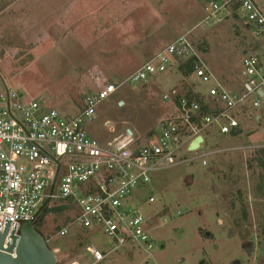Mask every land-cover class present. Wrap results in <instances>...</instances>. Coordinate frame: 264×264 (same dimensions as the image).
I'll return each mask as SVG.
<instances>
[{"label":"rangeland","instance_id":"374dc122","mask_svg":"<svg viewBox=\"0 0 264 264\" xmlns=\"http://www.w3.org/2000/svg\"><path fill=\"white\" fill-rule=\"evenodd\" d=\"M255 1L264 4V0ZM202 2L182 0L184 7L168 4L167 22L151 33L163 37L159 49L176 36L188 33L204 55L212 75L233 84L241 71L240 57L246 38L229 18L222 24L205 22L207 3L202 5ZM95 10L99 11L100 7ZM110 10L108 5L96 15L107 13L108 16ZM116 25L119 24L87 23V28L78 31V35L70 31L65 37L56 38V45L47 33L49 25L41 26L37 45L34 40L15 42L14 51L4 55L0 73L5 84L21 92L26 101L55 109L62 116L77 114L84 95L95 92L106 82H123L157 52L156 48L154 52L141 49L133 57L127 56L120 49L119 34L111 28ZM128 27L136 28V24L129 23ZM59 33L56 29L55 34ZM25 49L30 54L26 55ZM173 74V84L165 85L168 79L165 76L150 78L145 84L122 87L103 101L89 127L93 136L106 138L105 121L120 123L117 126L120 132L128 127L140 134L153 129L159 132L158 125L168 115L162 96L169 88L175 85L180 91L202 92L209 88L194 78ZM242 127L243 133L238 136L205 135L207 141L200 146L198 154L221 151L206 157V166L199 160L192 165L151 172L148 187L136 190L137 204L148 196L156 199L151 206H142L145 214L163 209L162 214L168 218L166 224L157 228L156 222L150 229L155 246L153 260L148 264H264V168L259 153L264 149V119L257 126L245 123ZM253 146L255 149L246 148ZM73 216L71 209L48 215L42 219L39 231L51 249L59 250L57 264H90L84 252L86 245H93L101 252L109 251L108 241L99 231L86 232L71 226L65 237L52 238L57 229L72 222ZM145 261L144 254L126 248L110 254L99 264H144Z\"/></svg>","mask_w":264,"mask_h":264},{"label":"built area","instance_id":"2783aa9c","mask_svg":"<svg viewBox=\"0 0 264 264\" xmlns=\"http://www.w3.org/2000/svg\"><path fill=\"white\" fill-rule=\"evenodd\" d=\"M205 11V22L222 24L229 18L246 38L241 71L233 84L212 75L188 33L174 38L123 82H106L84 95L81 110L73 116L24 100L21 92L7 87L0 73V233L8 223V233L17 235L20 225L34 220L44 204L42 210L65 206V211L74 213L72 222L62 225L52 238H63L76 226L86 232L97 230L108 241L106 253L85 246L90 264L102 263L126 248L144 254V264L153 260L150 229L156 222L157 228L166 224L168 218L163 209L145 214L142 206L149 207L156 199L148 196L137 204L136 190L148 187L151 172L199 160L206 166L205 158L221 151L198 154L207 141L205 135L238 136L243 124L257 126L264 119V4L210 1ZM189 62L190 77L209 85L206 92L192 90L201 104L172 88L162 96L168 115L158 125L159 132L140 134L131 127L120 132V123L105 121L106 138L93 136L89 127L103 101L122 87L179 74L180 66ZM198 137L202 141L190 149ZM6 242H11L9 236ZM52 251L56 257L59 250Z\"/></svg>","mask_w":264,"mask_h":264},{"label":"crops","instance_id":"0c3cea01","mask_svg":"<svg viewBox=\"0 0 264 264\" xmlns=\"http://www.w3.org/2000/svg\"><path fill=\"white\" fill-rule=\"evenodd\" d=\"M210 1L219 0H203L202 5ZM181 2L182 0H0V48L7 49L5 51L0 49V68L3 66L4 55L7 56L14 51L15 42L21 43L22 40L39 41L40 36L37 35V31H41V26L46 24L49 25L47 33L50 34L49 38L54 45H56V38L65 37L67 32L72 31L78 35V31L87 28V23L110 22L111 24H119L111 28L119 34L120 49L127 56L133 57V54L141 52V49L142 51L145 49L158 52L161 47L160 42L164 39L157 33L154 35L151 32L152 30L157 31L156 29H160V24L167 22L168 4L184 7L185 4L183 5ZM108 5L111 6L108 16L107 13L96 15L101 8H106ZM97 7H100L99 11L95 10ZM202 11H204V6H202ZM203 14L205 15V12ZM91 18L94 19L91 20ZM125 23H127L126 26L121 25ZM129 23H135L136 28L128 27ZM23 24H26L24 28ZM56 29L60 31L59 34H55ZM43 37L45 38V35ZM53 43L51 44L53 45ZM26 49L25 54H30ZM129 60L127 58V62ZM162 76L168 78L165 85L175 82L173 73L161 75L159 78ZM175 87L173 85L169 89L174 88L176 90Z\"/></svg>","mask_w":264,"mask_h":264},{"label":"water","instance_id":"95a60500","mask_svg":"<svg viewBox=\"0 0 264 264\" xmlns=\"http://www.w3.org/2000/svg\"><path fill=\"white\" fill-rule=\"evenodd\" d=\"M121 105L122 103H119V106ZM201 141L198 137L190 149L197 148ZM44 206L45 204L37 211L34 220L20 225L17 235L14 231L9 234V224H6L4 231L0 233V264H57L52 249L39 230L44 217L61 213L66 207L42 210ZM7 236L11 242H6Z\"/></svg>","mask_w":264,"mask_h":264},{"label":"trees","instance_id":"16d2710c","mask_svg":"<svg viewBox=\"0 0 264 264\" xmlns=\"http://www.w3.org/2000/svg\"><path fill=\"white\" fill-rule=\"evenodd\" d=\"M192 69H193V67H192L191 63L190 62L186 63V64L180 66L179 74H181L185 78H190V75L192 74V71H193ZM182 92H183L185 98H187L188 100L196 101V102L200 103V100H201L200 97L197 94H194L192 90L187 89V90L182 91ZM204 108L205 107L203 106V113L206 114L207 112H206V109H204ZM259 153L263 159V161L260 160V165L263 166V168H264V149H261Z\"/></svg>","mask_w":264,"mask_h":264}]
</instances>
